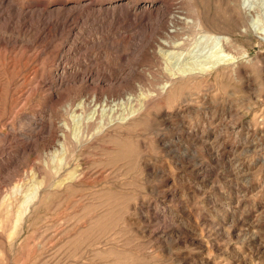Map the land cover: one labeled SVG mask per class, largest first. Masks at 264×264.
Returning a JSON list of instances; mask_svg holds the SVG:
<instances>
[{"label":"rangeland","instance_id":"1","mask_svg":"<svg viewBox=\"0 0 264 264\" xmlns=\"http://www.w3.org/2000/svg\"><path fill=\"white\" fill-rule=\"evenodd\" d=\"M263 4L0 0V264H264Z\"/></svg>","mask_w":264,"mask_h":264},{"label":"bare ground","instance_id":"2","mask_svg":"<svg viewBox=\"0 0 264 264\" xmlns=\"http://www.w3.org/2000/svg\"><path fill=\"white\" fill-rule=\"evenodd\" d=\"M1 1L4 3L5 0H1ZM241 2H242V6H243L242 11H243L245 17H247V15L251 12L250 7H248L249 0H241ZM124 6L125 5H117L116 8H122V7L124 8ZM144 11L146 12L145 16L147 17V19L153 17L155 20L158 21V12L159 11H157V10L149 11V8H146ZM155 23H157V22H155ZM179 26H184L185 29H188L187 32L188 33L190 32V35H192V33L194 34V33H198V32L203 33V31H205L206 34H209L205 30L206 28L204 26V23L202 22V20L200 18L199 19L198 18H190L188 16H185L183 18H173L169 22V29H171L173 31L167 33V35L163 41L164 43L162 44L163 46L168 47V48L183 49L184 47L189 45V42H190L189 38L190 37H186V38L183 37V35L181 34V32L179 30V28H180ZM244 30H245L244 31L245 33L248 31L246 28ZM209 38L210 39L212 38V39L218 41L219 44H221L225 48H229V47L233 48L234 47V42L232 40V37H230L228 34H222V35L221 34L220 35H214L213 34V36H209ZM225 57H226V59L223 60V63H224V61H226V63H227L226 65H230V64L232 65L234 60H235V57H233V56L229 57V55H226ZM216 59H214V60H216ZM219 60H220V58H219ZM223 63H222V60H221V62H219V61L206 62L201 66V68H199V70L204 71V70L214 69V68L223 66L224 65ZM198 74H199V71L196 72L193 70H183V71L178 73L179 76L176 78H179V77L182 78V77H188V76H197ZM173 77H175V75H173ZM173 77L170 78V80L175 79Z\"/></svg>","mask_w":264,"mask_h":264}]
</instances>
